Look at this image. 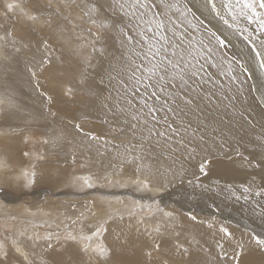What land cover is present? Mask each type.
I'll return each mask as SVG.
<instances>
[{"label": "bare ground", "instance_id": "1", "mask_svg": "<svg viewBox=\"0 0 264 264\" xmlns=\"http://www.w3.org/2000/svg\"><path fill=\"white\" fill-rule=\"evenodd\" d=\"M19 1L0 264H264L262 0Z\"/></svg>", "mask_w": 264, "mask_h": 264}, {"label": "rangeland", "instance_id": "2", "mask_svg": "<svg viewBox=\"0 0 264 264\" xmlns=\"http://www.w3.org/2000/svg\"><path fill=\"white\" fill-rule=\"evenodd\" d=\"M11 1V5L12 6H15L16 5V3H18V5L20 4V1L19 0H10ZM201 1V0H200ZM4 0H2L1 2H0V8H4L5 6H4ZM16 2V3H15ZM61 2V1H60ZM20 12H21V14L24 12V9H21V8H17ZM200 10H202V9H200ZM202 11H204L206 14H208L209 16H211V17H215L216 16V13H217V11L215 10V9H213L212 7H210V6H208V7H206V8H204ZM13 14V12H12V10H10V8L8 9V8H6V10H5V12H1L0 11V18L2 17V18H5V17H7V16H9V15H12ZM33 17L35 18V15H33ZM28 19V18H27ZM31 18H29L28 20H30ZM71 25V27H72V30H73V26H75V23H73V24H70ZM2 27H3V23H1L0 22V29H2ZM79 27H85V26H81V25H79ZM84 29V28H83ZM231 31H232V34H235V35H237V33H236V31L234 30V29H231ZM80 32H87V30H83V31H80ZM12 42H16V41H14V40H12ZM8 46L10 47V48H12V49H14V50H19L20 48L18 47V46H15L14 44H8ZM87 58V57H86ZM90 59V58H89ZM88 58H87V60H89ZM257 65V64H256ZM256 65H254V68H255V70L257 69V66ZM262 86L264 87V84H263V81H262ZM34 142L35 143V148H34V152L36 153V154H41V152H42V148H43V141H42V139L40 138V136L39 135H36L35 136V138L33 139V140H26V142L28 143V142ZM25 142V143H26ZM27 146L25 147V148H22V149H20L19 150V152H21V154H24V152L23 151H25L24 149H26L27 148V151H31L32 152V148L31 147H28V144H26ZM33 153V152H32ZM41 158H40V160L41 161H43V156H40ZM35 160L37 159L38 160V157H36V158H34ZM33 159V157H32V162H31V158L29 159V162H31V163H29L30 164V167H33L34 166V164H35V160ZM36 160V161H37ZM31 170H33V169H31ZM159 210V209H158ZM8 230H6V232H7Z\"/></svg>", "mask_w": 264, "mask_h": 264}, {"label": "snow or ice", "instance_id": "3", "mask_svg": "<svg viewBox=\"0 0 264 264\" xmlns=\"http://www.w3.org/2000/svg\"><path fill=\"white\" fill-rule=\"evenodd\" d=\"M245 6H246V7H251V5L248 4L247 2L245 3ZM260 6H261V7H264V0H262ZM221 44H223V41H221ZM259 242H260V243H264V241H259ZM101 252H103V249H101Z\"/></svg>", "mask_w": 264, "mask_h": 264}]
</instances>
